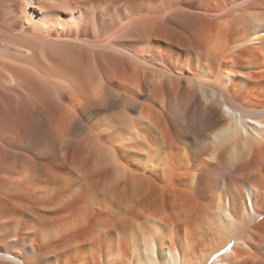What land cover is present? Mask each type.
<instances>
[{"label":"bare ground","instance_id":"obj_1","mask_svg":"<svg viewBox=\"0 0 264 264\" xmlns=\"http://www.w3.org/2000/svg\"><path fill=\"white\" fill-rule=\"evenodd\" d=\"M0 264H264V0H0Z\"/></svg>","mask_w":264,"mask_h":264}]
</instances>
